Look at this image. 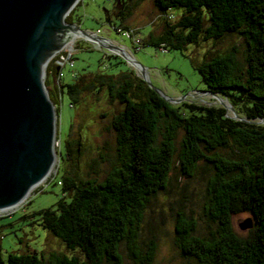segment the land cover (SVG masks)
<instances>
[{
    "label": "trees",
    "instance_id": "obj_1",
    "mask_svg": "<svg viewBox=\"0 0 264 264\" xmlns=\"http://www.w3.org/2000/svg\"><path fill=\"white\" fill-rule=\"evenodd\" d=\"M131 2L116 0L117 15L123 20ZM152 4L161 30L150 33L145 43L157 48L179 49L200 38L215 44L227 35L243 39L246 58L242 73L236 72L234 48L223 53L208 49L196 70L204 91L226 98L244 121L233 119L222 106L187 101L170 104L131 72L103 75L98 71L91 75L93 80L89 77L90 82L82 84L79 77L67 84L56 80V89L50 77L55 83L60 68L52 60L44 84L54 106L64 89L72 105L82 91L94 94L104 89L122 109L111 122L117 166L99 181L78 180L75 174L66 173L62 188L71 200L60 199L54 209L37 213L45 230L66 249L79 252L70 257L50 255L48 264H124L123 242L132 262L152 264L156 235L146 237L144 250L138 244L144 239L150 201L167 190L175 159L189 178L202 162L213 169L206 183L205 214L215 229L208 236H199L196 219L176 211L174 234L180 254L196 264H264V123H257L264 120V0H152ZM174 8L182 9L177 17L170 13ZM66 22L73 24L71 18ZM161 118L167 126L157 142ZM177 130L183 131V139L176 156ZM74 145L78 152L79 140L65 143L68 156L73 157ZM233 146V158L218 152ZM241 213L253 220L246 237L232 227V215ZM46 260L26 250L10 253L7 264H46Z\"/></svg>",
    "mask_w": 264,
    "mask_h": 264
},
{
    "label": "rangeland",
    "instance_id": "obj_2",
    "mask_svg": "<svg viewBox=\"0 0 264 264\" xmlns=\"http://www.w3.org/2000/svg\"><path fill=\"white\" fill-rule=\"evenodd\" d=\"M129 6L126 18L124 17L123 20L117 15L119 8L116 0H80L74 7L77 9L75 11L73 9L68 18H71V22L78 25L82 31L94 32L102 39L124 46L135 62L146 70L145 84L149 89L156 90L168 98L177 99L187 95L182 101L205 106H220L218 103L220 101L210 95L197 94L204 92L205 87L200 81L196 66L202 63L208 49L223 53L234 48L236 72L242 73L245 70L246 58L243 39L236 35H227L215 44L214 40L203 41L200 38L197 43H186L179 49L168 45L157 48L145 43L150 33L159 30V27L150 23V21L159 23V19L153 17L156 9L152 0H133ZM181 10L174 8L170 13L177 17ZM73 29L78 32L76 28ZM132 30L133 34H131ZM133 40H139L141 43L135 45ZM57 57L66 62V65L59 70V77L57 76L61 84L71 83L75 77H79L81 84L90 82L89 77L98 71L103 75L131 72L139 78L135 69L123 59L112 54L107 48L84 40L82 37L74 38L72 48L58 52ZM70 57L71 59L68 60ZM67 63H72V66ZM45 79L46 71L43 81ZM57 79L55 78L54 83L53 78L50 77V83L54 84L56 89H58ZM70 100L64 89L62 94L60 93L58 104L53 105L54 151L58 158L55 172L45 183L31 192L26 202L13 213L0 214V255L3 264H7L10 253H24L26 250L47 259L46 264L50 255L78 256V249H66L60 239L41 226L37 213L45 209H54L60 199L67 202L71 200L62 188L66 173L75 174L78 180L99 181L118 164L116 135L111 122L113 116L122 109V104L116 98L109 96L104 89L94 94L82 91L78 95L77 103L73 105ZM177 104L179 103L173 105ZM257 123L264 122L257 121ZM166 126V120L161 118L157 142L162 140ZM75 139L81 142V146L78 147L80 150L77 152V147L74 145L71 147L73 157L68 156L65 143ZM182 139L183 131L177 130L176 156ZM234 150L236 151V148L233 146L230 150L221 149L218 152L233 158ZM212 172L213 169L206 167L202 162L194 176L189 178L182 174L175 159L167 190L150 201L145 218L144 239L138 244L141 250H144L146 237L156 235L152 264H196L194 259L184 258L180 254L175 240L173 214L181 210L196 219L199 236H208L215 229V224L205 214L206 183ZM248 218L252 217L247 213L231 217L232 227L241 237H246L249 233V230L241 231L239 227ZM120 252L124 264H137L129 259L125 242L121 244ZM102 264L111 263L103 261Z\"/></svg>",
    "mask_w": 264,
    "mask_h": 264
},
{
    "label": "water",
    "instance_id": "obj_3",
    "mask_svg": "<svg viewBox=\"0 0 264 264\" xmlns=\"http://www.w3.org/2000/svg\"><path fill=\"white\" fill-rule=\"evenodd\" d=\"M77 1L0 0V214L18 207L51 172L55 115L42 78L49 55L61 50V21ZM76 27L86 40L88 32ZM114 55L134 68L123 55ZM134 69L146 82L147 76ZM156 93L170 104L187 98ZM197 94L221 100L233 119L244 121L226 98ZM239 227L251 230L253 220Z\"/></svg>",
    "mask_w": 264,
    "mask_h": 264
},
{
    "label": "bare ground",
    "instance_id": "obj_4",
    "mask_svg": "<svg viewBox=\"0 0 264 264\" xmlns=\"http://www.w3.org/2000/svg\"><path fill=\"white\" fill-rule=\"evenodd\" d=\"M79 1L80 0H78L74 4V6L70 9V11L66 14V16L61 21V34H62V46H61V50L60 51H57V52H54V53H52V54L49 55L47 61L45 62L42 81L44 79V75H45V71H46L47 66L49 65V63L51 62V60L56 56V54L58 52L67 51V50L71 49L72 46H73V44H74V38H77V37L84 38L81 35V33L78 31V29H77L76 26H72V25H69L68 23H66V18L69 16V14L74 9V7L78 4ZM73 27L76 28V30L78 32L74 31ZM85 39L87 41L96 43V44H98L100 46H103V47L107 48L109 51H111L114 54L123 55L129 61V63L134 68L137 69V73L139 75L145 74L147 76L146 70L142 69L138 64H136V62L133 59L131 53L124 46H120V45L114 43L111 40L102 39L101 37H98L96 34L91 33V32L86 33V38ZM218 101L221 102V100H219V99H218ZM223 103L226 104V102H224V101H223ZM54 143L55 142H54V138H53V151H54ZM57 160H58V158H57V156L55 154V151H54V162H53V166H52L51 172L49 173V175L46 178V180L43 181L40 185H38L34 190H36L37 188H39L43 183H45L52 176V174L55 172L56 167H57ZM34 190H32L31 192H33ZM31 192H30V194H31Z\"/></svg>",
    "mask_w": 264,
    "mask_h": 264
},
{
    "label": "built area",
    "instance_id": "obj_5",
    "mask_svg": "<svg viewBox=\"0 0 264 264\" xmlns=\"http://www.w3.org/2000/svg\"><path fill=\"white\" fill-rule=\"evenodd\" d=\"M133 33H134V31L132 30V31H131V34H133ZM133 43H134L135 45H139V44H140L139 40H135V41L133 40ZM53 59H55V64H56L60 69L66 65V62L63 61L62 58H60V57H57V58H56V56H55ZM70 59H71V57H70L68 60H70ZM67 64H69V63H67ZM69 66L71 67V66H72V63H70ZM58 77H59V76H58ZM57 80H58V79H57ZM191 94H192V93H191ZM30 196H31V195H30ZM30 196H29V197H30ZM27 199H28V198H26L21 204H23L24 202H26ZM21 204H20V205H21ZM20 205H19V206H20ZM19 206H18V207H19ZM18 207L14 208V209H12V210L6 212V213H9V212H12V213H13V211H15Z\"/></svg>",
    "mask_w": 264,
    "mask_h": 264
},
{
    "label": "crops",
    "instance_id": "obj_6",
    "mask_svg": "<svg viewBox=\"0 0 264 264\" xmlns=\"http://www.w3.org/2000/svg\"><path fill=\"white\" fill-rule=\"evenodd\" d=\"M153 15H154V16H153L154 18H157V17H158L156 11L153 13ZM150 23H152V25L154 24V26H156V27H159L158 32H160V30H161V24H160V22L157 24V23H155V22H151V21H150ZM133 29H136V28H133ZM158 32H157V33H158Z\"/></svg>",
    "mask_w": 264,
    "mask_h": 264
}]
</instances>
